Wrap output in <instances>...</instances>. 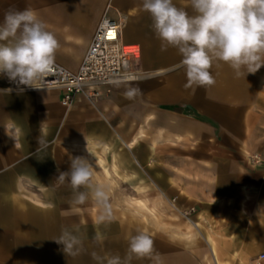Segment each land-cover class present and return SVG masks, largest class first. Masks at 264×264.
I'll return each instance as SVG.
<instances>
[{
    "label": "crops",
    "instance_id": "0c3cea01",
    "mask_svg": "<svg viewBox=\"0 0 264 264\" xmlns=\"http://www.w3.org/2000/svg\"><path fill=\"white\" fill-rule=\"evenodd\" d=\"M108 2L142 4V0H99L97 4ZM8 3L18 5V11L34 6L43 22L49 21L67 35H75L79 25L91 28L92 21L87 23L83 16L91 0H0V6ZM173 3L195 15L191 0ZM119 16L123 40L145 45L127 28L126 16ZM3 19L0 16V24ZM150 35L156 37L154 31L148 39ZM163 52L178 53L171 47ZM181 60L165 58L161 79L155 72L137 82L115 84L95 105L79 98L65 110L60 108L58 92L49 91L53 89L20 91L16 83L0 78V88L4 89L0 91L2 128L20 126L26 134L21 146L26 152L21 156L39 150L45 154L47 143L46 147H35L34 152L29 148L38 138L34 134L50 133L49 155L55 158L59 155L60 121L65 120L67 128L62 131L61 142L85 147L93 172L97 168L101 174L97 179L92 177L93 185H104L109 196L129 190L128 201L148 212L152 211L146 204L148 197L162 200L163 231L150 236L153 251L143 257L133 256L132 263L254 264V258L264 252V65L255 73L237 77L227 64L214 62L210 69L215 78L213 86L186 88ZM64 61L59 63L66 67L71 63ZM127 84L138 86L142 95L126 100L123 92ZM44 116L49 119L45 130ZM3 149L0 181H7L10 177L4 171L18 159H11L10 148ZM66 155L80 157L82 153L69 147ZM50 165L56 170L50 179L58 181L59 164ZM21 179L40 181L48 177L36 171ZM110 180L115 182L114 193L107 184ZM10 191L0 189V197L9 196ZM69 195L74 196L73 192ZM6 208L2 202L0 213ZM51 224L38 222L28 213H20L13 222L0 216V264H58L53 262L57 252L53 245L58 243ZM98 224L102 237L108 224ZM117 224L116 231H104L115 244L122 237ZM115 250L107 252L104 248L100 260L107 264L113 256L122 259Z\"/></svg>",
    "mask_w": 264,
    "mask_h": 264
},
{
    "label": "clouds",
    "instance_id": "9594fccd",
    "mask_svg": "<svg viewBox=\"0 0 264 264\" xmlns=\"http://www.w3.org/2000/svg\"><path fill=\"white\" fill-rule=\"evenodd\" d=\"M190 6L195 15L177 7L173 0H142L161 51L171 47L181 55L186 88L213 86L215 78L210 69L214 62L227 64L237 77L255 73L264 65V0H191ZM59 47L55 34L32 9L10 10L0 24V76L18 86L42 89ZM115 83L119 86L121 82ZM140 95L138 86H125L126 100ZM38 144L39 148L47 146L42 139ZM92 177L93 166L88 159L74 157L69 171L60 172L57 179L69 182L74 194L71 203L82 205L91 196L102 209L100 221L110 219L109 192L104 185H93ZM82 187L87 191H81ZM54 240L68 255L76 256L82 250L81 239L67 228ZM128 245L124 260L113 256L107 264H130L133 256L143 257L153 251L152 238L143 232L131 236ZM93 258L100 260L95 253Z\"/></svg>",
    "mask_w": 264,
    "mask_h": 264
},
{
    "label": "rangeland",
    "instance_id": "374dc122",
    "mask_svg": "<svg viewBox=\"0 0 264 264\" xmlns=\"http://www.w3.org/2000/svg\"><path fill=\"white\" fill-rule=\"evenodd\" d=\"M98 1L99 0H91L90 5L87 6L88 10H86L83 15L87 23L92 21L91 28L86 29L82 27V25H79V27L75 30V35H67L59 31L49 21H44L47 29L53 32L59 41L60 47L56 52L55 61L66 63L64 60L67 61L69 59L71 63H67L68 67L71 69L77 68L101 17L106 14L120 20L121 17L119 15L122 13L126 16L127 28L134 31V33L145 42V45L143 46L139 43L141 48V77L133 82L140 81L155 72V74H157L161 79L164 71L162 68L164 59L179 58L181 55L178 53L161 51V42L152 35H150L151 38L148 39V34L153 33L152 28H149L152 25V20L150 14L143 10L142 4L119 5L108 2L107 4L100 5L97 4ZM18 8V5L12 3L4 4L0 6V16L4 18L8 11L18 10ZM27 9H32L34 11V6H29ZM147 45L150 46L149 48H151L152 51H147ZM154 45L157 47H153ZM75 50H79L77 56L74 54ZM0 78L6 80V83L10 82L5 76H0ZM112 86H110V88ZM3 90V88H0V91ZM27 91L46 90L36 89ZM49 91L57 92L55 89ZM108 93L109 91H104L99 98L89 103L95 105L98 99ZM69 107L60 105V108L63 110L69 109ZM1 124H3V116L0 111V151H4L3 146L6 149L10 148L11 159L18 160L15 164L7 167L4 171L10 179L7 181H0V189H6L8 191L11 190L9 196L0 197V205L2 202L7 205V208L0 213V216H5L6 218L9 217L11 222H13L18 220L20 213H28L29 216H32L33 219L38 222L43 221V223H45L48 221L49 224L53 223V225L51 224L53 228L52 232L54 234L53 238H58L61 234V230L67 228L72 231L73 234L77 235L82 241V250L76 256L66 254L63 251V245L54 244L53 247H56L57 254H54V257L56 258H53V262L58 264H105L106 261L96 260L93 258V253L100 258L104 248L107 252H114L116 251L115 249H117L122 254V259H125L128 256V241L131 236L143 232L152 237L154 231H163L164 213L162 211V200L160 198L156 199L148 197L149 199L146 204L152 209L151 212H148L128 201L129 195L126 193L130 194L131 192L129 190H125L122 191V195L109 196V202L111 204V218L101 221L108 224L106 225L107 228H104V231L107 233L116 231L115 222H118L117 227L119 228L120 236L122 235V237L118 239L116 244L113 239L108 236H104V231L103 236L101 237L100 230L98 228V222L100 221L99 216L102 212L101 207L91 198V196H89V199L82 205L71 203L73 196H67V193L73 191L68 190L67 181L65 180L64 183H60L59 181L50 179V177L56 173V170L54 171V168L50 164L58 162L59 174L60 172L67 171L70 167L68 162H71V158L74 157H67L66 152L69 147L71 149L74 148L76 152H81L82 156L80 157L86 158L90 163H92L88 153L84 150L85 147L80 144L67 145L65 142H61V134L65 135L62 131H65L67 128L65 120L60 121V143L58 144L59 155L55 158H52L49 155V141L51 138L50 133L44 131L42 135L34 134V136L38 138L37 140H33L32 147L29 148V150H33L34 152L35 147L39 146L38 140L42 139L48 145L47 148L44 149L46 155L40 154L39 152L42 150H39L29 155L21 156V152H26V150L21 149V146L26 142L24 139L26 134L20 131V126L3 129ZM16 124L19 125L17 120ZM42 124L43 130H45V126L49 124L47 116H44ZM83 154H86V157H84ZM36 171L41 173L43 177H48V179L40 181L21 179V177L25 176V174L35 173ZM103 175L110 176L109 173H104ZM93 176L96 179L101 176L97 168L93 172ZM107 184L111 190L110 192L114 193L115 182L110 180ZM81 191L87 190L85 189ZM138 192L140 193V191ZM72 222L74 223V228L72 227ZM45 230L43 229L39 231L42 232ZM47 231L50 232V229ZM143 263L145 264V262ZM130 264L135 263L130 261Z\"/></svg>",
    "mask_w": 264,
    "mask_h": 264
},
{
    "label": "built area",
    "instance_id": "2783aa9c",
    "mask_svg": "<svg viewBox=\"0 0 264 264\" xmlns=\"http://www.w3.org/2000/svg\"><path fill=\"white\" fill-rule=\"evenodd\" d=\"M121 30L118 19L104 14L77 68L71 69L54 61L43 88L57 90L60 105L69 107L79 98L95 101L104 91L108 92L116 81L130 83L140 79V45L124 41ZM262 263L264 252L254 258V264Z\"/></svg>",
    "mask_w": 264,
    "mask_h": 264
},
{
    "label": "bare ground",
    "instance_id": "6f19581e",
    "mask_svg": "<svg viewBox=\"0 0 264 264\" xmlns=\"http://www.w3.org/2000/svg\"><path fill=\"white\" fill-rule=\"evenodd\" d=\"M120 21V23H121V20H119ZM122 27V26H121ZM121 34H122V30H121ZM141 70V69H140ZM18 88H22V87H19L18 86ZM23 89H32V88H23ZM42 89H52V88H42Z\"/></svg>",
    "mask_w": 264,
    "mask_h": 264
}]
</instances>
